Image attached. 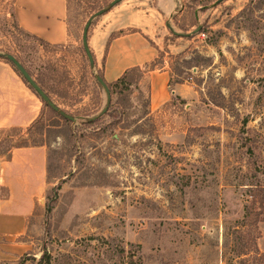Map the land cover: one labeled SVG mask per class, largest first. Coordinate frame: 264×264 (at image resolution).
Masks as SVG:
<instances>
[{"label":"rangeland","instance_id":"1","mask_svg":"<svg viewBox=\"0 0 264 264\" xmlns=\"http://www.w3.org/2000/svg\"><path fill=\"white\" fill-rule=\"evenodd\" d=\"M112 1L68 0L70 39L50 45L18 26L14 0H0V52L15 55L51 100L76 117L55 115L0 57L4 81L15 73L31 96L0 129V158L33 147L38 166L49 167L45 176L37 167L38 185L24 182L28 173L3 169L9 190L1 197L33 212L23 236L0 237L6 242L0 264H41L44 252L51 264H264V222L252 225L254 215L248 216L259 209L250 192L256 178L242 144L247 116L248 127L264 134V0H173V7L170 0H123L95 18L88 31V41L101 36L94 51L89 45L94 58L101 59L109 29L126 17L160 49L142 66L123 119L108 127L115 120L100 115L107 94L96 79L104 62L91 67L83 36L90 17ZM131 30L114 28L111 37ZM164 70L172 75L170 100L152 111L145 101ZM11 90L22 93L16 84L7 85V95ZM14 100H6L8 115ZM255 151L264 160V144ZM19 172L22 179L12 183L10 174ZM53 196L58 200L48 213Z\"/></svg>","mask_w":264,"mask_h":264},{"label":"crops","instance_id":"2","mask_svg":"<svg viewBox=\"0 0 264 264\" xmlns=\"http://www.w3.org/2000/svg\"><path fill=\"white\" fill-rule=\"evenodd\" d=\"M165 0H160V2ZM172 7L174 6L173 0H170ZM163 7H168L167 5H162ZM14 13L15 19L18 26L28 34H31L38 39L50 44V45H62L66 44L70 39V31L68 26V0H14ZM105 16V15H104ZM123 30L126 28H131L132 30L121 32L120 34L111 37L112 30ZM139 28V29H138ZM141 27H137L136 24L130 22V18L126 17L123 23L117 26L113 25L109 31L105 43V49L101 54V59L103 60V76L107 82H113L117 80L127 69L146 65L154 61L158 55L157 43L155 44L154 39L149 37L144 31H140ZM111 30V31H110ZM101 36L99 33L93 35L89 38V45L91 48L96 49L100 46ZM95 62L99 63L101 59L94 58ZM10 68V67H9ZM5 70H9L8 67H4ZM12 70V69H11ZM14 72V71H13ZM0 129L6 127L9 122H12L16 118V114L22 101L25 98H31L29 96V91L27 87L20 80L15 79V73L10 75L8 81H4V74L0 73ZM171 80V75L168 70L162 71V74L156 76L151 82V88L149 92L150 98V110L156 111L170 100V93L166 91V85ZM1 82H5L2 85ZM13 84H16L20 88L21 95L17 92H8L7 95V85L13 88ZM184 84H179L181 87ZM24 86V88H23ZM170 86V85H169ZM170 88V87H169ZM24 89V90H23ZM176 91L173 92H178ZM1 91H4L5 99L1 98ZM170 91V90H169ZM171 92V91H170ZM172 93V92H171ZM173 94V93H172ZM23 96V97H21ZM8 98H14L12 102L11 112L7 114L8 110ZM27 118V117H26ZM24 118L23 121H32V119ZM33 147H19L14 148L11 151V157L0 158V237H5L8 240V236L19 237L26 233V221L27 217L32 215L33 208L28 206L23 208L19 206L16 208L13 203H10L9 198L1 197V192L6 187L5 181H1V175L3 169L9 166L10 170L22 171L27 177L24 180L25 183L30 185H38L39 176L37 172V161L34 160ZM32 155L31 157H29ZM43 160V159H42ZM42 171V175L47 174V166L44 162L42 167H39ZM17 174H10L11 182L16 183L22 179L21 172H19V177ZM9 190V189H8ZM16 191L15 187H10V193L14 194ZM27 195L31 194V190L27 189ZM33 196V195H32ZM27 197V196H26ZM33 198V197H32ZM10 205L9 208H7ZM264 223L262 225L263 229ZM6 242H0V249L3 248ZM25 242H21L20 245H25ZM11 246L17 248L19 244H10ZM260 248L264 250V237L260 240ZM20 254V253H19ZM21 255H17L19 257ZM6 261V260H5ZM4 262V261H2Z\"/></svg>","mask_w":264,"mask_h":264},{"label":"trees","instance_id":"3","mask_svg":"<svg viewBox=\"0 0 264 264\" xmlns=\"http://www.w3.org/2000/svg\"><path fill=\"white\" fill-rule=\"evenodd\" d=\"M174 33V31L172 30ZM177 36H186V33H178ZM160 52V49L158 48V53ZM153 63V62H152ZM149 65L146 64V67ZM144 71L142 67L136 66L127 69L117 80L113 82H107L103 75L102 78L106 81V83L109 86L110 93H111V104L108 109V111L104 115H113L114 120L111 122L109 126H113L115 124H118L120 122L124 115L125 110L127 109L128 104V94L131 91V87L138 86L139 82L144 76ZM172 76V75H171ZM178 84L185 83L184 81H178ZM170 87H171V83ZM172 92L173 90L170 89ZM128 92V93H127ZM146 106L150 109V98L149 95L145 101ZM167 104V103H166ZM51 108V107H50ZM120 108V109H119ZM51 111L55 115H59L56 111H54L51 108ZM60 116V115H59ZM250 122L249 117L247 116L243 121L242 126V144L246 146V153L249 155V159L251 160L252 167H253V175L256 178V182L251 184V196L254 198L253 204L257 205V208L259 209H253L252 211H249V217L253 216V219L251 221L252 225L258 226L260 222H264V180H261L259 178V174L264 175V160L261 161V156L258 155V153L255 151V148H258V144L262 143L264 144V134H261L259 132H256L254 129L248 127V124ZM52 131H50L51 133ZM255 132V133H254ZM42 142H39L41 144ZM254 146V147H253ZM11 149L5 151V154H8L7 157H11ZM49 171V167H48ZM58 200L57 196H53L50 201L46 205L47 212H51L53 204ZM246 209L250 210L249 207H246ZM20 258V256H19ZM8 261H4L2 263H6ZM23 262V261H22ZM22 262H19L17 264H21ZM41 264H51L50 261V255L44 252L39 260ZM130 264H133V261H130Z\"/></svg>","mask_w":264,"mask_h":264},{"label":"water","instance_id":"4","mask_svg":"<svg viewBox=\"0 0 264 264\" xmlns=\"http://www.w3.org/2000/svg\"><path fill=\"white\" fill-rule=\"evenodd\" d=\"M123 0H114L112 1L109 6L105 9H101L98 12L94 13L90 19L88 20L85 29H84V36H83V46L86 51V54L89 58V62L92 68H95V59L93 56V53L89 47V41H88V31L89 28L94 21L95 18L104 15L107 13L110 9H112L114 6L119 4ZM0 57L9 60L12 62L16 68L20 71L24 79L32 86V88L41 96V98L47 103L49 107H51L54 111H56L59 115H61L63 118L68 119L70 121H75L76 117L70 115L69 113L65 112L64 110L60 109L58 105H56L48 95V93L41 87V85L33 78V76L30 74V72L27 70V68L18 60V58L15 55H12L10 53H3L0 52ZM97 81L101 84V86L105 89L106 94H107V104L105 108L102 110L100 115L105 114L111 104V93L108 84L106 81L102 78L101 75L97 74L96 75ZM93 118L92 120H94Z\"/></svg>","mask_w":264,"mask_h":264}]
</instances>
